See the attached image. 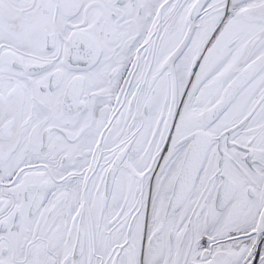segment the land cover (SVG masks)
Wrapping results in <instances>:
<instances>
[{
    "label": "snow or ice",
    "instance_id": "snow-or-ice-1",
    "mask_svg": "<svg viewBox=\"0 0 264 264\" xmlns=\"http://www.w3.org/2000/svg\"><path fill=\"white\" fill-rule=\"evenodd\" d=\"M0 264H264V0H0Z\"/></svg>",
    "mask_w": 264,
    "mask_h": 264
}]
</instances>
